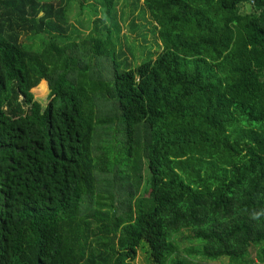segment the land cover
<instances>
[{"label": "trees", "instance_id": "1", "mask_svg": "<svg viewBox=\"0 0 264 264\" xmlns=\"http://www.w3.org/2000/svg\"><path fill=\"white\" fill-rule=\"evenodd\" d=\"M116 2L80 38L0 0V264H264V0H144L162 47L132 66Z\"/></svg>", "mask_w": 264, "mask_h": 264}, {"label": "rangeland", "instance_id": "2", "mask_svg": "<svg viewBox=\"0 0 264 264\" xmlns=\"http://www.w3.org/2000/svg\"><path fill=\"white\" fill-rule=\"evenodd\" d=\"M46 3H53L55 5L65 6L68 4L67 15L70 19V23L76 27V29L81 30L82 34L79 35L80 38L86 37L95 27L98 25L101 26L100 20H107V24L109 21L105 18L103 14V10L101 9V5L99 4L102 0H42ZM144 0H140L139 3H136V6L133 4L134 0H117V18L121 26V32L119 35L118 41V51L122 50L127 57L126 65L131 64L136 65L145 58L148 57V48H144L141 45H150L151 51L150 54L152 57H156L158 53L161 51V40L158 37V34H153L151 29L156 26L155 22L148 23V20L152 21V18L149 13L144 15V18H141L140 13L142 7H144ZM99 2V3H98ZM131 22L134 24L142 23L141 27L143 31L148 34V42H143L140 32L142 30L132 29ZM85 34V35H84ZM46 37V36H43ZM79 37L77 39L79 40ZM136 41V42H134ZM35 47H40L41 38L36 37L34 40ZM133 43H138L139 48L136 47V53L134 54L133 50L129 48ZM133 53V54H132ZM135 55V56H134ZM48 83V82H47ZM49 86V83H48ZM33 93L35 95V99L38 102H41L46 109L51 103V89L49 86V92L45 97L41 96L40 92H38V88L33 89ZM119 138V137H116ZM116 141V139H115ZM121 143L116 147V142L110 145L111 150H108L109 160L112 162L110 165V171L115 175L116 180H119V176H116L118 163L120 162L121 166L124 167V163L122 158L120 159L118 156L120 155L124 149ZM94 154H97L96 152ZM118 197V196H117ZM148 244H142L138 252H136V257L132 261V264H150V260L148 258ZM181 254L184 255L183 250H181ZM209 264H227V259L222 258L220 261H210Z\"/></svg>", "mask_w": 264, "mask_h": 264}, {"label": "water", "instance_id": "3", "mask_svg": "<svg viewBox=\"0 0 264 264\" xmlns=\"http://www.w3.org/2000/svg\"><path fill=\"white\" fill-rule=\"evenodd\" d=\"M251 10H252V7H251V5H247V11L250 13V12H251Z\"/></svg>", "mask_w": 264, "mask_h": 264}]
</instances>
